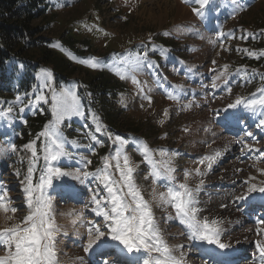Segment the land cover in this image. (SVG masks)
Segmentation results:
<instances>
[{"label": "rangeland", "instance_id": "1", "mask_svg": "<svg viewBox=\"0 0 264 264\" xmlns=\"http://www.w3.org/2000/svg\"><path fill=\"white\" fill-rule=\"evenodd\" d=\"M47 4L45 16L35 24L51 40L47 46L52 60L41 65L32 86H21L23 75L13 66L0 74V185L8 189V206L18 208L16 213L0 210V229L28 214L22 181L34 165L33 183H38L47 166L45 147L51 144L40 133L45 125L55 124L52 96L63 92L69 104L77 98L79 114L64 115L56 125L68 153L53 162L56 166L71 173L77 169L95 173L104 169L106 157L114 164L118 151L126 154L166 243L184 245L175 250L178 257L182 254L183 264H209L205 256L200 262L196 257L197 247L207 243L189 241L190 230L175 209L152 199L153 189L164 192L170 182L151 173L169 161L175 170L172 186H199L198 217L216 219L221 241L246 252L240 264H258L255 242L264 240V224L259 223L264 212L250 216L255 208L243 213L247 201H234L251 184H264V158L258 159L255 151H264V128L256 126L264 117V106L256 105L252 111L228 105L238 98L258 100L264 90V0H210L202 17L192 11L199 7L193 0H47ZM93 58L99 62L96 68L82 62ZM41 70L50 71L51 79ZM132 76L139 83H133ZM95 80L103 87L101 92L93 89ZM95 94L100 98L106 94L108 111ZM41 95L47 102L38 99ZM134 123L142 128L136 134ZM117 136L123 143L116 141ZM32 142L35 160L32 149L25 147ZM10 144H15V151ZM145 152L152 162L145 161ZM185 172L190 174L187 179ZM101 183L90 177L82 184L68 176L49 189L60 229L55 236L57 264H89L93 251H83L89 222L103 220L93 211L89 188ZM69 187L76 188L75 195L84 197L85 204L64 203ZM261 195L253 193L249 199ZM237 253L241 258L242 252Z\"/></svg>", "mask_w": 264, "mask_h": 264}, {"label": "snow or ice", "instance_id": "2", "mask_svg": "<svg viewBox=\"0 0 264 264\" xmlns=\"http://www.w3.org/2000/svg\"><path fill=\"white\" fill-rule=\"evenodd\" d=\"M193 2L199 7L193 8L192 11L202 17L210 0H193ZM82 62L88 63L92 68H96L99 64L94 58L91 61ZM41 71L51 79L50 71ZM121 78L126 77L121 75ZM132 81L139 83L135 76H132ZM66 96L67 94L63 92L60 97L53 93L55 124L45 125V131L40 133V136L48 138L51 144V147H45L47 166L42 170L39 181L35 184L33 183L34 165L28 168L27 176L22 181V183H26L23 191L26 193L28 214L19 223L0 229V250L5 252V255L0 256V264H57L55 236L60 229L55 223L52 203L54 197L49 189L54 187L55 181L68 176L80 180L82 184L90 177L102 181L97 188H89V193L91 203L95 205L93 211L103 220L99 224L93 221L89 222L91 227L88 228L87 244L83 249L85 253L97 252L99 257L97 264H123L122 257L125 253H138L141 250L148 255L142 258L139 264H183L182 254L178 257L175 250L182 249L184 245L170 246L163 239L161 230L155 223L152 206L149 201L145 200L134 181L135 169L126 154L122 155L118 151L113 158L114 164L106 157L104 169L97 170L95 173L80 169L71 173L63 171L61 167L53 163L68 154L56 125L60 123L61 117L64 115L72 112L79 114L77 98L73 97L69 104ZM38 99L47 102L42 95ZM241 105L252 111H255L256 105L264 106V90H261L260 99L243 100L238 98L234 103L229 104L228 108L234 109ZM224 111L226 112L227 109ZM256 126L264 128V117L259 120ZM245 135L251 137L253 134L246 132ZM115 139L123 143L121 137L117 136ZM34 143L25 145V147L32 149V157L35 160L37 153ZM10 147L12 151L16 150L15 144H10ZM255 151L259 154L258 159L264 158V151L260 149ZM145 161L152 162L149 160L147 152H145ZM90 163L91 161H87V164ZM208 167L210 168L211 164ZM110 168L113 169L112 173L108 172ZM174 171L169 161H162L160 166L151 173L154 178H164L170 182L164 192L156 193L153 189L152 199L159 200L162 204H169L175 209L176 217L190 230V234L187 236L189 241L206 242L220 249L230 247L221 241L222 229L218 227L219 222L216 219L209 222L207 218L198 217L199 208L195 192L199 191V186L191 188L186 183L172 186L171 181L175 179L172 175ZM114 174H117L119 178L114 179ZM196 174H200L199 169L196 170ZM189 175L188 172H185V179ZM244 183L247 184L248 181ZM200 184H203L202 180ZM257 192L264 195V184L261 186L255 183L251 184L246 192L235 198L234 203L247 200L251 194ZM67 194L74 195V189L69 187ZM10 203L8 189L0 185V210L4 213H16L18 208L16 206L9 207ZM6 218L12 219L10 216ZM259 223L264 224V219ZM255 246L259 264H264V240H257Z\"/></svg>", "mask_w": 264, "mask_h": 264}, {"label": "trees", "instance_id": "3", "mask_svg": "<svg viewBox=\"0 0 264 264\" xmlns=\"http://www.w3.org/2000/svg\"><path fill=\"white\" fill-rule=\"evenodd\" d=\"M47 5V0H0V74L15 67L23 75L21 86H32L41 65L53 58L47 46L51 40L41 35L43 28L35 24L45 16ZM93 84V89L101 92L103 87L99 86V81L95 80ZM105 96L102 94L100 99L108 111ZM137 124L134 123L132 129L135 134L142 129Z\"/></svg>", "mask_w": 264, "mask_h": 264}, {"label": "bare ground", "instance_id": "4", "mask_svg": "<svg viewBox=\"0 0 264 264\" xmlns=\"http://www.w3.org/2000/svg\"><path fill=\"white\" fill-rule=\"evenodd\" d=\"M216 137H217V136H216ZM80 227H82V226H80ZM80 229H81V228L78 229V232H80ZM77 234H78V233H77ZM235 251H236V253H233V254H234V258H233V259H237V260H238V257H237V256H238V253H237V252L240 253L241 251H240V249H239V250H235ZM79 258H80V257H79ZM234 261H236V260H234ZM257 263L259 264V261H257ZM244 264H245V263H244Z\"/></svg>", "mask_w": 264, "mask_h": 264}]
</instances>
